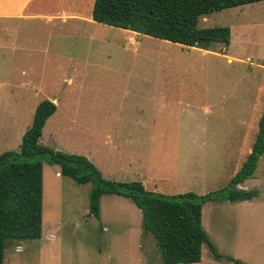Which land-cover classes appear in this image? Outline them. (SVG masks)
<instances>
[{
  "label": "rangeland",
  "instance_id": "374dc122",
  "mask_svg": "<svg viewBox=\"0 0 264 264\" xmlns=\"http://www.w3.org/2000/svg\"><path fill=\"white\" fill-rule=\"evenodd\" d=\"M230 43L185 48L93 20H29L0 33V153L16 150L36 104H56L39 142L86 156L107 179L141 181L167 195L227 188L251 151L264 111V0L212 12ZM43 161L42 235L10 242L3 264H163L140 209ZM58 172V173H57ZM237 187L252 200H206L202 245L192 264H264V153Z\"/></svg>",
  "mask_w": 264,
  "mask_h": 264
},
{
  "label": "trees",
  "instance_id": "16d2710c",
  "mask_svg": "<svg viewBox=\"0 0 264 264\" xmlns=\"http://www.w3.org/2000/svg\"><path fill=\"white\" fill-rule=\"evenodd\" d=\"M258 1L262 0H94L92 19L185 48L204 42L227 47L229 28L200 27L199 19L225 8ZM55 110L52 101H39L18 148L0 153V264L10 242L41 238L43 161L57 164L60 175L78 184L92 183L89 212L97 218L103 194L130 199L142 212L144 230L154 236L163 264L197 263L201 260L203 244L208 245L215 257H221L202 226L201 204L206 200H252L258 196L257 189H242L237 185L253 176L264 153V111L258 120L251 151L227 188L206 195L191 192L167 195L147 190L139 180L107 179L86 156L41 144L44 124Z\"/></svg>",
  "mask_w": 264,
  "mask_h": 264
},
{
  "label": "crops",
  "instance_id": "0c3cea01",
  "mask_svg": "<svg viewBox=\"0 0 264 264\" xmlns=\"http://www.w3.org/2000/svg\"><path fill=\"white\" fill-rule=\"evenodd\" d=\"M93 2L94 0H0V33L3 31L4 40H8L21 23L32 19L44 22L80 19L90 22L93 20Z\"/></svg>",
  "mask_w": 264,
  "mask_h": 264
}]
</instances>
